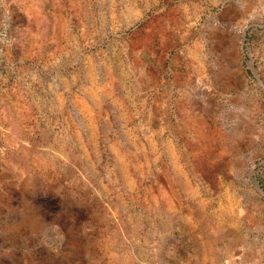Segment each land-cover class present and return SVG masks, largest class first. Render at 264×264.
<instances>
[{
	"label": "rangeland",
	"instance_id": "obj_1",
	"mask_svg": "<svg viewBox=\"0 0 264 264\" xmlns=\"http://www.w3.org/2000/svg\"><path fill=\"white\" fill-rule=\"evenodd\" d=\"M0 264H264V0H0Z\"/></svg>",
	"mask_w": 264,
	"mask_h": 264
},
{
	"label": "water",
	"instance_id": "obj_2",
	"mask_svg": "<svg viewBox=\"0 0 264 264\" xmlns=\"http://www.w3.org/2000/svg\"><path fill=\"white\" fill-rule=\"evenodd\" d=\"M250 63V62H249ZM251 64V63H250ZM254 181H255V183L258 185V183H257V180L256 179H254Z\"/></svg>",
	"mask_w": 264,
	"mask_h": 264
}]
</instances>
